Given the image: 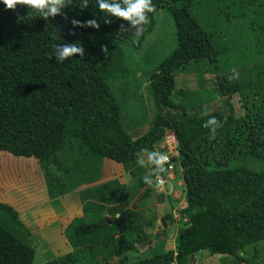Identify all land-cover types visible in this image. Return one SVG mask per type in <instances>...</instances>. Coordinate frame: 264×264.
<instances>
[{"label": "trees", "instance_id": "1", "mask_svg": "<svg viewBox=\"0 0 264 264\" xmlns=\"http://www.w3.org/2000/svg\"><path fill=\"white\" fill-rule=\"evenodd\" d=\"M88 3L82 9L73 0L47 18L22 5L6 9L0 4V152L49 161L68 139H78L94 155L131 169L147 151L154 153L155 145L171 130L179 141V155L172 162L177 172L182 170L186 206L181 214L188 224L179 231L174 250L130 264H191L192 256L205 250L231 264L261 260L264 95L254 116L250 107L256 100L251 95L264 91V63L250 68L242 50L248 34L262 35L256 51L264 56V0H151L154 11H145V21L135 25L101 13L96 0ZM159 10L172 15L178 47L151 73L149 87L160 114L149 132L134 139L124 125L125 106L113 85L134 82L137 63L131 70L125 47L142 49L141 42L157 26ZM93 18L98 28L71 23ZM68 43L82 46L83 53L64 59L54 54L53 44ZM257 68L255 84L251 72ZM180 72L192 75L198 84L206 81L205 86L177 89ZM130 89L136 86L131 84ZM216 100H222L225 112L214 108ZM60 161L62 169L70 163V170H81L75 180L77 191L82 179L94 178L102 162L64 156ZM131 175L137 176V171ZM155 179L154 173L132 179L123 202L131 205L146 187L155 185ZM178 182L174 181L176 188ZM169 199L174 202L172 196ZM134 205L121 248L117 228L110 225L113 219L90 211L65 229L72 250L44 264H113L114 258L127 259L147 238L142 211ZM170 217L172 213L166 216ZM35 241L19 211L0 201V264H34ZM251 247L255 253L248 251Z\"/></svg>", "mask_w": 264, "mask_h": 264}, {"label": "rangeland", "instance_id": "2", "mask_svg": "<svg viewBox=\"0 0 264 264\" xmlns=\"http://www.w3.org/2000/svg\"><path fill=\"white\" fill-rule=\"evenodd\" d=\"M156 17L157 26L155 30L150 34H147L145 39L141 42L142 49L132 44L125 47L127 63L131 66V70L137 63V67H135L133 71L138 72L137 75L135 74V78L143 84V89L140 91L142 95L144 93V87L149 84L153 70L166 60L178 47L176 26L172 15L167 10H159ZM134 35H136L134 40H136V43H139L137 33ZM262 40V35L258 38H255V35L251 33L246 36L245 47L242 52L246 55L249 63L248 66H250V68L253 66L258 67L260 64L264 63V56L257 55L256 51ZM105 51L107 52V48L104 50V53ZM140 51L142 53H140ZM254 52L255 54L253 55ZM260 57H262L261 62ZM102 65L105 67V64ZM257 70L258 68L251 72V76H253L255 72V84L259 83L257 82L258 78H256ZM261 79L262 78L260 77V80ZM212 80L213 79L207 77L209 85H213ZM176 81L177 89L203 87L206 82L204 81L198 84L194 77L192 75L188 76V73L186 72L178 73L176 75ZM262 88L264 89V86ZM147 93L148 92L146 91V94ZM263 95L264 91H261L259 95L255 93L251 95L256 99L251 101L250 109L253 112V116L256 114V109H258L260 99ZM240 103L243 106V109L247 111V105L245 102L240 101ZM214 108L224 112L226 111L222 100H219L217 104H214ZM191 112L195 111L192 110ZM195 115L201 116L199 113ZM141 121L143 124L141 127H147L149 125V119L147 117ZM126 125L131 128V135L134 137L140 136L137 135L140 129H134L131 121H128ZM144 130L145 129H142L141 131ZM150 153V151L146 152L148 159ZM63 156L71 160L84 159L86 162H90L91 158L99 161L103 160L102 157L94 155L78 139H68L65 148L59 151L56 156L49 161L40 162L36 159L19 158L9 153L0 152V201L6 203L8 198L7 201L10 202L19 213H21V218H24L25 221L27 217L26 211L30 209L28 206L32 203L37 202L38 206L33 205L31 215L34 210H41V208L48 213L49 220L46 225L41 223L35 230L34 236L37 235V237L35 236L37 242H33V245L36 247L37 252L34 264L47 263L72 250L68 243V237H66L67 233L63 229L65 225L67 227L68 218L64 214H61V212L64 207L68 205H63L64 202L71 201L74 205H78L79 203V193L76 190L75 180L76 177H81V170H78L79 172L76 173L73 170H70L68 165H65L62 169L61 165L63 164V161H60V159ZM153 158L154 156H152L151 160H153ZM124 169H126V167H124ZM5 174H7L8 177H4ZM177 191L179 192H174V202L164 194L163 201H165V205H160L157 211L154 210L151 213L146 214L144 210L141 209V206H139V209L143 213L141 218L142 224L147 227L152 226L151 229L149 228L151 230L149 238H152L155 241L153 247L149 246L147 251H144L145 246L148 244L147 239H145L138 243L140 244L139 247L143 249L141 252L138 250L136 252L128 253L127 259L124 257L122 259L114 258L113 264H130L131 261L153 256L154 253H162L168 249H175L176 238L179 231L186 228L188 224V219L181 214V210L186 206V200L184 197L185 192L183 187H178ZM148 204L149 201L147 200L143 203V206L145 207ZM172 204L175 205L174 208L171 207ZM136 208H138V206L134 209ZM169 213L173 214L172 217L166 218ZM164 218H166V225H164L163 222ZM150 222H154V224L150 225ZM42 233L44 236H42ZM249 250L255 253L252 247L248 248V251ZM258 251L261 253V260L253 259L251 260V264H264V242L258 245ZM142 252L143 254H140ZM198 255L199 259L196 264L232 263L231 260L225 257H220L221 255L218 254L213 255L207 250L202 251Z\"/></svg>", "mask_w": 264, "mask_h": 264}, {"label": "crops", "instance_id": "3", "mask_svg": "<svg viewBox=\"0 0 264 264\" xmlns=\"http://www.w3.org/2000/svg\"><path fill=\"white\" fill-rule=\"evenodd\" d=\"M140 82L141 81H138L135 78L133 83L130 82V80L128 79L127 81L117 82L113 85L116 95L120 100L123 101V104L125 106V127L129 130L131 134V128L126 125L128 121H131L133 123L134 129H140V131H138L137 133V135L140 136L134 137L133 135H131L135 139L149 132L154 127L155 119L160 114V110L154 101L152 90H150L149 87L151 86V81L149 80V84L144 87L143 95L140 93V91L143 89V84L141 82V85ZM131 84H134L136 86V89L131 90ZM146 91L148 92L147 94L149 96L146 94ZM217 102H219V100H216L214 104H217ZM146 117L149 119V125L147 127H141L143 125L141 120ZM142 129L145 130L141 131ZM147 156V154H144L142 158L138 161L137 165H135V167L131 169H124V167H126L124 164L120 165L114 161L103 159L100 165L98 166V169L93 173L94 178L82 179V182L80 183V189L78 191V198L80 204L78 203V205H74L71 201L64 202L63 205H68L64 207L61 214L67 216V226L73 219L77 217H82L90 211L92 213L99 212L107 214L108 218H112L114 220V218H116L123 211L130 209V206L133 204H135L133 209L138 206V208H136L137 210L139 209V206H141V209L144 210L146 214H149L154 210L157 211L160 205L164 206V192L161 188L156 187L155 185H151L148 188L146 187L145 189L147 190L142 192L140 197L133 201L131 205H127L123 202L124 195L132 179L138 178L140 176H149L153 174V160L150 161ZM68 166L70 167V163L68 164ZM133 169L137 171V176L135 177H132L131 175V171ZM179 170L180 171L177 172L176 168V173L179 177L178 184H181L183 183V177L182 170L180 168ZM166 196L169 197L167 194ZM7 200L6 202H8ZM147 200L149 201V204L144 207L142 203ZM8 203L11 205L10 202ZM33 205L38 206V203H32L28 206L30 209L26 211V221L24 218H22V220L35 234L37 226L41 223L46 225L49 219L48 213L42 208L41 210H34L33 214L31 215V211H33ZM109 212H113L114 215H108ZM151 227L152 226H144V230L147 234L146 239L148 241V244L145 246L144 251H147L149 246L153 247L155 243L154 239L149 238V235L151 234ZM63 229L65 231L66 225ZM35 236L37 237V235ZM42 236H44L43 233ZM139 246L140 244L138 245V250H140L141 252L143 249ZM140 254H143V252ZM198 259L199 255L197 254L196 263L198 262Z\"/></svg>", "mask_w": 264, "mask_h": 264}, {"label": "clouds", "instance_id": "4", "mask_svg": "<svg viewBox=\"0 0 264 264\" xmlns=\"http://www.w3.org/2000/svg\"><path fill=\"white\" fill-rule=\"evenodd\" d=\"M76 3L82 9L87 8L89 5L88 0H76ZM0 4H3L6 9H15L18 5H22V6H25L27 8H32L39 13H42L47 18L49 15L55 16V14L59 13L61 6L68 7L69 5H72L73 0H0ZM122 4H123V6H122ZM95 7L101 13L107 12L108 17L112 16V17H116V18H123L124 20L131 21V24H133V25L139 24L140 22L145 21V19H146L145 18V11H147V12H153L154 11V5L151 3V0H121V3H117V2H115V0H96ZM44 9H47V11L43 12ZM105 21L107 22V18L105 19ZM71 23L73 26H82V27L87 26V27H92V28H98L99 27V24H98L96 18L89 19L87 21H84L83 23L79 20L73 19L71 21ZM53 49H54V54L58 55L60 59H64L65 57L72 56L73 53H81L82 54L83 50H84L82 46L77 47L75 43H68L66 45L53 44ZM56 49H59L58 53H57ZM208 123L209 124H215L216 122H215V120H209ZM169 132H173V131L168 130L165 134V138ZM175 137H176V134H175ZM165 138H164L163 142L155 145V149H156L157 145L163 144L165 142ZM176 139H177V137H176ZM177 145H178L177 147H179L178 139H177ZM152 156H154V158H153V173L156 176L155 186L161 188L162 191L164 192V194L166 193L168 196H172L174 198V192H179V191H177L178 187L183 186V183H181V184L177 183V185H178L177 188L174 186V181H176L179 178L177 173H176V164L173 162L175 165L174 178L171 179L169 181V183L167 185H165L164 187L159 186L157 183V174L155 173V169H154L155 160L157 159L158 154L155 152L150 153L149 154L150 160L152 159ZM167 159H168V156H166V155L159 156V158L156 160V163L160 164L164 160H167ZM164 177H167L165 173H164ZM182 182H184V180ZM116 218H114V220H116ZM114 220H112L111 223ZM111 223H110V225H114ZM119 240H120V234H119ZM138 245H137V247H138ZM191 264H196V262L195 263L191 262Z\"/></svg>", "mask_w": 264, "mask_h": 264}, {"label": "built area", "instance_id": "5", "mask_svg": "<svg viewBox=\"0 0 264 264\" xmlns=\"http://www.w3.org/2000/svg\"><path fill=\"white\" fill-rule=\"evenodd\" d=\"M177 139L173 132H169L166 135L165 142L163 144L157 145L154 150L155 153L159 156L166 155L168 156L167 160H164L162 163L157 164L155 160V173L157 174V183L159 186H165L169 183L171 179L174 178V168L175 165L172 162L179 155V149L177 147ZM164 173H166L167 177H164Z\"/></svg>", "mask_w": 264, "mask_h": 264}, {"label": "water", "instance_id": "6", "mask_svg": "<svg viewBox=\"0 0 264 264\" xmlns=\"http://www.w3.org/2000/svg\"><path fill=\"white\" fill-rule=\"evenodd\" d=\"M133 32V29L131 31V33ZM130 209L125 210L124 212H122L121 214H119L116 218V220H114L111 224H114L120 234V240H119V248L122 247L123 242H124V232H125V228H126V222L127 219L129 217L130 214ZM196 257L197 254H194L191 258V262L195 263L196 262Z\"/></svg>", "mask_w": 264, "mask_h": 264}]
</instances>
